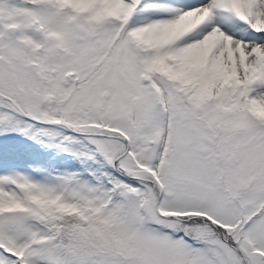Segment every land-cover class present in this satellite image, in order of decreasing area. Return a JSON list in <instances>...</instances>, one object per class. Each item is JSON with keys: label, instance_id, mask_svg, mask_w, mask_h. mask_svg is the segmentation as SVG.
<instances>
[{"label": "snow or ice", "instance_id": "obj_1", "mask_svg": "<svg viewBox=\"0 0 264 264\" xmlns=\"http://www.w3.org/2000/svg\"><path fill=\"white\" fill-rule=\"evenodd\" d=\"M0 264H264V0H0Z\"/></svg>", "mask_w": 264, "mask_h": 264}]
</instances>
